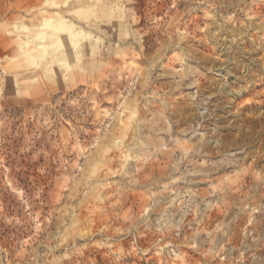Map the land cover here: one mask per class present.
Masks as SVG:
<instances>
[{"label":"rangeland","instance_id":"rangeland-1","mask_svg":"<svg viewBox=\"0 0 264 264\" xmlns=\"http://www.w3.org/2000/svg\"><path fill=\"white\" fill-rule=\"evenodd\" d=\"M0 264H264V0H0Z\"/></svg>","mask_w":264,"mask_h":264},{"label":"bare ground","instance_id":"bare-ground-1","mask_svg":"<svg viewBox=\"0 0 264 264\" xmlns=\"http://www.w3.org/2000/svg\"><path fill=\"white\" fill-rule=\"evenodd\" d=\"M52 19L53 20L46 21L58 22L50 24L48 27L49 32L44 31L47 30V28L42 30L39 29L35 36L37 42L32 43L28 41L26 44L31 43L33 49H35V51L38 50L37 53L40 55L41 61H44L46 65H59L63 69H68L72 62H75V60L76 62L78 61V59H75L73 51V46L77 47L78 43L74 42L77 41L81 33H83V35L85 33L79 30V28L73 27L69 22L70 20L64 19L61 15L57 14ZM134 143L135 140H133V144ZM114 144L125 152V160H130L133 157L131 155V148H129V145H126L123 140L114 139Z\"/></svg>","mask_w":264,"mask_h":264}]
</instances>
